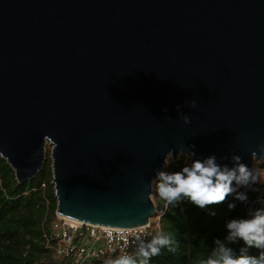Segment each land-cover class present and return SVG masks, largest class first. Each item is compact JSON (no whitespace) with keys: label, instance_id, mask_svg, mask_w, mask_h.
<instances>
[{"label":"water","instance_id":"95a60500","mask_svg":"<svg viewBox=\"0 0 264 264\" xmlns=\"http://www.w3.org/2000/svg\"><path fill=\"white\" fill-rule=\"evenodd\" d=\"M45 143L55 214L94 226L153 217L169 150L252 166L264 0H0V159L18 184Z\"/></svg>","mask_w":264,"mask_h":264},{"label":"trees","instance_id":"16d2710c","mask_svg":"<svg viewBox=\"0 0 264 264\" xmlns=\"http://www.w3.org/2000/svg\"><path fill=\"white\" fill-rule=\"evenodd\" d=\"M50 163L41 167L36 177L28 182L18 184L13 172L0 159V264H59L43 248L42 231L53 217L55 202L50 185ZM180 161L170 162L161 171L175 172L181 170ZM41 185H43L41 187ZM257 191H249L250 201L264 199L263 189L254 185ZM243 191V189H241ZM198 209L187 201L172 207H165L162 200L154 206L159 212V229L175 233L178 241L176 252L166 249L153 257L150 264H198L201 258L210 254L215 239L226 236L225 224L232 219L247 218L249 205L237 203L229 210L227 203ZM254 208L259 204L252 205ZM215 215H211V213ZM239 255L242 242L229 245ZM249 255L258 256L259 250L249 249ZM47 259L50 261L46 262ZM112 259L93 261L90 264H109Z\"/></svg>","mask_w":264,"mask_h":264},{"label":"clouds","instance_id":"9594fccd","mask_svg":"<svg viewBox=\"0 0 264 264\" xmlns=\"http://www.w3.org/2000/svg\"><path fill=\"white\" fill-rule=\"evenodd\" d=\"M188 107L195 108L196 101H190ZM179 110L180 106L177 105V111ZM182 119L186 125L191 123L188 116H183ZM257 152L264 154V143L256 146L252 156H256ZM177 155H186L191 162L179 171H158L148 185L150 189L155 185L158 197L166 208L187 201L204 210L225 203L230 196L233 201L227 203L229 210L235 209L237 203L249 205L247 218L226 222V236L223 239H215L210 254L201 258L198 264H264V199L250 201L247 194L249 191H257L254 185L259 182V173L242 163L241 157L237 155L231 156L232 167L218 163L215 155L203 160L193 159L195 153L191 151L186 153L181 151ZM173 159V150H169L165 155L164 164L168 165ZM256 204L260 207L252 206ZM134 241V252H124L110 260L109 264H150V260L160 255L162 250L175 253L178 244L175 233L165 231L162 227L154 234L147 232L137 234ZM239 242H242L244 247L239 249L237 256L229 245ZM249 249L259 250V255H249Z\"/></svg>","mask_w":264,"mask_h":264},{"label":"built area","instance_id":"2783aa9c","mask_svg":"<svg viewBox=\"0 0 264 264\" xmlns=\"http://www.w3.org/2000/svg\"><path fill=\"white\" fill-rule=\"evenodd\" d=\"M45 226L41 235L43 248L59 264H90L115 259L124 252H134L137 234H154L159 229L157 219H149L142 226L113 228L82 224L55 212Z\"/></svg>","mask_w":264,"mask_h":264},{"label":"rangeland","instance_id":"374dc122","mask_svg":"<svg viewBox=\"0 0 264 264\" xmlns=\"http://www.w3.org/2000/svg\"><path fill=\"white\" fill-rule=\"evenodd\" d=\"M49 151H50V147L47 143H45L44 145V160H43V164L46 163L47 161L50 163L49 160ZM180 161L182 167L185 166L186 164L189 163V157H187L186 155H177L175 159H173L171 162H177ZM42 164V165H43ZM252 166H248L250 169L255 170L256 172L259 173V182L257 183V185H260L261 188L263 189V195H264V158L258 160V161H252L251 163ZM166 165L164 164L163 167H165ZM162 167V168H163ZM149 198L153 204V206L156 205V203L158 201H160V198L158 197V194L156 192L155 189V185H153L150 189V194H149ZM159 212H155L153 214V217L151 218V220H155L159 218ZM50 261V259H47V261ZM48 261V262H49Z\"/></svg>","mask_w":264,"mask_h":264}]
</instances>
